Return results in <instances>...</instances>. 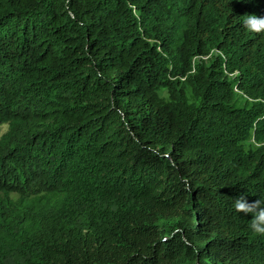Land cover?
<instances>
[{"label": "trees", "instance_id": "1", "mask_svg": "<svg viewBox=\"0 0 264 264\" xmlns=\"http://www.w3.org/2000/svg\"><path fill=\"white\" fill-rule=\"evenodd\" d=\"M2 125L0 264H264V0H0Z\"/></svg>", "mask_w": 264, "mask_h": 264}, {"label": "clouds", "instance_id": "2", "mask_svg": "<svg viewBox=\"0 0 264 264\" xmlns=\"http://www.w3.org/2000/svg\"><path fill=\"white\" fill-rule=\"evenodd\" d=\"M247 23V21H246ZM235 207L237 208V210H243L246 208V204L243 201V198H239L236 201ZM261 218H264V214H261ZM252 227L257 231V232H261L264 233V226H260L259 223L254 222Z\"/></svg>", "mask_w": 264, "mask_h": 264}, {"label": "rangeland", "instance_id": "3", "mask_svg": "<svg viewBox=\"0 0 264 264\" xmlns=\"http://www.w3.org/2000/svg\"><path fill=\"white\" fill-rule=\"evenodd\" d=\"M160 94H161V96H168V93H167V91L165 90V89H161L160 90ZM6 129H7V127H6V125H2V126H0V135L2 134V133H4L5 131H6ZM250 142H248V143H246V146L248 147V146H250ZM254 144V143H253Z\"/></svg>", "mask_w": 264, "mask_h": 264}]
</instances>
